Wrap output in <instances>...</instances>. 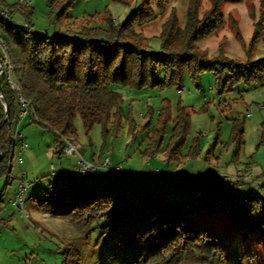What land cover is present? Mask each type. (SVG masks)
Wrapping results in <instances>:
<instances>
[{"label":"trees","instance_id":"trees-1","mask_svg":"<svg viewBox=\"0 0 264 264\" xmlns=\"http://www.w3.org/2000/svg\"><path fill=\"white\" fill-rule=\"evenodd\" d=\"M130 3L129 0H121ZM137 8L121 25L106 17L109 27H91L90 22L78 24L69 15L74 0H50L57 10L53 18L67 33L35 35L24 31L22 26L0 20V36L6 54L13 66L12 77L8 69L0 76L4 98L0 97V122L6 114L5 100L10 107L9 120L0 127V179L6 176L10 184L15 156L14 130L19 125L22 113L27 111L31 123H37L52 132L59 156L64 155V139L78 141L76 117L83 120L89 134L96 124L103 126L106 138L111 126L118 129L123 117L121 105L123 93L115 86L132 89L177 86L179 90L187 74L198 79L204 71L220 69L222 72L228 57L221 54L209 58L197 44L218 31L225 23L220 11V0L202 16L201 0H191L187 11V23L181 28L177 12L172 11L161 31V51L153 52L143 45L140 26L156 18L155 10L164 11L170 0H153ZM0 6L9 12L17 9L27 15L31 23L30 6L20 8L0 0ZM101 19L100 15H97ZM92 16L91 19L97 18ZM264 25V11L253 39L252 50L260 41ZM5 60V52L0 47ZM250 56H252L250 52ZM160 68L165 71L164 81H156ZM229 83L245 82L249 85L264 83V58L256 62L231 60ZM220 78V76H218ZM173 119L170 102L165 99L158 125L149 136L147 149L152 155L163 145L167 124ZM171 139L164 150L168 161L193 159L201 150L200 139L195 137L189 153L182 154L190 129L186 107L180 106ZM244 122L233 119L230 142L237 143L235 160L244 143ZM82 153V150L79 149ZM105 169V168H100ZM99 172V169L95 172ZM79 173V171H78ZM94 174V173H93ZM92 174V175H93ZM71 175H58L56 179L30 195L25 204L33 202L37 208L52 217L65 218L85 231L92 230L101 219H109L107 228L130 226L149 222L151 226L142 238L151 247L145 257L133 264H222L227 254L224 236L211 234L205 225L189 215L191 210L211 211L219 209L236 226L249 233L263 237L264 245V196L242 194L226 190L237 179L213 189L211 185L174 184L156 181L148 183L140 177H115L99 182L84 180ZM4 191L0 192V215L4 210ZM183 195L196 203L187 207L167 196ZM187 197V198H186ZM12 218V217H11ZM2 218V221L8 220ZM130 246L137 243L126 239ZM67 263L81 264V255L73 243L67 255Z\"/></svg>","mask_w":264,"mask_h":264},{"label":"rangeland","instance_id":"rangeland-1","mask_svg":"<svg viewBox=\"0 0 264 264\" xmlns=\"http://www.w3.org/2000/svg\"><path fill=\"white\" fill-rule=\"evenodd\" d=\"M4 1L10 6L16 4V0ZM129 1L74 0L69 15L78 24L90 22L91 27L108 28L106 17L111 16L115 24L121 25L137 8L151 3L155 9L153 0ZM190 1L170 0L164 11L155 10L154 20L138 28L144 38L143 45L148 50L161 51L162 27L173 10L177 12L181 28L185 27ZM212 6L213 0H201V16ZM30 7L32 34L67 33L66 28H61L53 18L57 10L50 0H32ZM219 8L225 20L224 25L200 41L197 47L209 58L217 57L221 52L225 54L229 60L224 62L226 67L222 72L221 68L207 70L198 79L187 74L182 83L186 90L182 93L177 86L165 89L115 86L123 93V117L118 129L109 127L106 138L101 124H96L87 134L83 120L80 116L76 117L77 145L82 155L95 162L93 157L102 153L112 163V167L99 169V172L84 180L99 182L115 177H140L148 183L159 180L174 184L192 183L211 185L217 190L230 179L235 182V172L248 167L254 178L238 186L232 184L226 190L253 194L252 189L256 187V194L264 196V83L252 86L245 82L229 83L231 60L254 63L264 58V25L260 41L251 51L256 26L264 11V0H220ZM9 13L13 25L23 27L27 22V15L17 9ZM92 16L97 18L92 20ZM164 79L165 71L160 68L156 81ZM165 99L170 102L173 119L167 124L161 148L152 155H146L143 152L147 149L150 134L158 125ZM180 106L186 107L190 122L182 154L189 153L195 137L200 139L201 150L193 159L168 161L164 150L171 139ZM237 118L244 122L245 130L238 162L234 161V156L239 145L230 142L233 119ZM13 137L16 149L10 173L12 181L7 185V199L17 189L26 171L24 182L32 185L22 195L25 201L56 179V175L49 170L50 160L45 157L48 146L54 144L55 136L40 124H24L17 131L14 130ZM23 141L33 152L22 151ZM66 160L76 165L78 155L62 157V161ZM52 161L59 171L58 157L55 156ZM119 164L122 169L116 170L115 166ZM256 170H261L258 178H255ZM70 172L72 177L79 176L78 170ZM6 181V176L0 179V189L6 186ZM167 196L187 207H196L195 202L185 199L183 195L168 193ZM14 199L17 201L18 197ZM21 210L18 208L14 218H11L10 210L0 215V264H68L67 255L73 243L81 255V264H133L151 249L142 238V234L151 226L146 221L109 229L110 220L105 218L99 220L92 230L85 231L68 219L52 217L40 211L33 202L26 203ZM189 215L194 221L205 225L211 234L224 236L227 254L222 264H264L263 237L260 234L249 233L243 227L236 226L219 209L191 210ZM2 218L9 219L2 221ZM131 238L137 243L132 246L124 243Z\"/></svg>","mask_w":264,"mask_h":264},{"label":"built area","instance_id":"built-area-1","mask_svg":"<svg viewBox=\"0 0 264 264\" xmlns=\"http://www.w3.org/2000/svg\"><path fill=\"white\" fill-rule=\"evenodd\" d=\"M31 2H32V0H16L17 6L20 7V8L30 6ZM0 20H4L6 22L11 21V17H10L9 11H7L4 8H2L1 6H0ZM23 29H24V31L29 32L31 30L30 23L29 22H25V24L23 25ZM0 47L5 52L4 63H5V66L8 69V78L12 82V84L14 86H16L14 81H13V77H12L13 66L11 65V63L9 61V58H8V56L6 54V49H5L4 42H3V39H2L1 36H0ZM185 90L186 89L184 87H182L180 89V93L184 92ZM26 113H27V111L24 113V115ZM64 141H65V147L63 149V153L66 156L78 155V161H77L78 171H79V174L82 177H89V176H91L93 173H95L100 168H110V167H112V163H111L109 157H106L103 160L102 163L90 162L82 155V153L79 150V147H78L77 143L74 140L64 139ZM115 169L116 170H121L122 169V165L119 164V165L115 166ZM252 177H253V173H252L251 169H249L248 167L243 169V170H239L236 173V178L239 179V180L250 181L252 179ZM217 179H218V177H217ZM30 186H31V183L25 184V182H22L19 185V189H18L19 190V197H18V199L16 201V206L18 208H20V211H22L21 207L25 204V201L23 200L22 195ZM252 192L253 193H257L256 187H254L252 189Z\"/></svg>","mask_w":264,"mask_h":264},{"label":"crops","instance_id":"crops-1","mask_svg":"<svg viewBox=\"0 0 264 264\" xmlns=\"http://www.w3.org/2000/svg\"><path fill=\"white\" fill-rule=\"evenodd\" d=\"M26 111H24L23 113H22V118H21V120H20V122H19V125L17 126V128H16V131L18 130V129H20V127L22 126V125H24V124H37V123H31L30 122V119H29V115H28V113H26L25 115H24V113H25ZM20 135V134H19ZM22 148H23V152H27V153H30V152H33V150L31 151V149H29V146H28V144L27 143H25V141H23V143H22V146H21ZM15 149H16V145H15ZM57 152H58V149H57V147H56V144H55V139H54V144H52V145H50V146H48V149L46 150V155H45V157H47V158H49V160H50V167H49V170L50 171H52L56 176H58V175H71V173L72 172H70V171H73V170H75V171H77L78 170V164L76 163V165H74V163L71 161V160H66V161H62V157H64V156H66V155H62V156H59L58 154H57ZM55 156L56 157H58V159H59V162H58V165L60 166V169H59V171L57 170V165H55L54 164V162L52 161V160H54V158H55ZM106 157H108V156H104L102 153H100V155H98V157H96V156H94L93 157V161H95V162H93V163H102L103 162V160L106 158ZM86 158V157H85ZM88 161H90L88 158H86ZM97 159V160H96ZM90 162H92V161H90ZM23 163V162H22ZM21 163V164H22ZM247 168V167H246ZM242 169V168H241ZM243 169H245V168H243ZM240 170V169H239ZM239 170H237V172L239 171ZM237 172H235V173H237ZM255 172H257V175H256V177L255 178H258V175L260 174V172H261V170H256ZM25 175H26V171H24V173H23V175H22V180L18 183V185H17V189H15L14 190V192H13V194L12 195H10L9 196V198L7 199V186H5L4 188H2V189H0V192L1 191H3L4 189H5V191H4V196H3V200H4V202H5V207H4V210H3V212L5 213V210H10V216L11 217H13L14 218V216L16 215L15 214V212H18V208L16 207V201H14L15 199V197L17 198V197H19V188H18V186L22 183V182H24V180H25ZM235 178H236V175H235ZM253 178H254V176H253ZM237 179V178H236ZM11 181H12V179L10 180V184H11ZM230 181H231V179H230ZM229 181V182H230ZM32 185V184H31ZM27 191V190H26ZM6 197V198H5ZM7 199V200H6ZM25 205V204H24ZM23 205V206H24ZM23 206L21 207V209L23 208ZM19 211H20V208H19ZM2 212V213H3Z\"/></svg>","mask_w":264,"mask_h":264},{"label":"water","instance_id":"water-1","mask_svg":"<svg viewBox=\"0 0 264 264\" xmlns=\"http://www.w3.org/2000/svg\"><path fill=\"white\" fill-rule=\"evenodd\" d=\"M4 72H5V63L2 60L1 55H0V76ZM0 97L4 98L1 83H0ZM4 105H5L6 114H5V117L3 118V120L0 122V127L3 126L9 120V115H10V107H9V104L6 100L4 102ZM1 159H2V154L0 153V160Z\"/></svg>","mask_w":264,"mask_h":264}]
</instances>
